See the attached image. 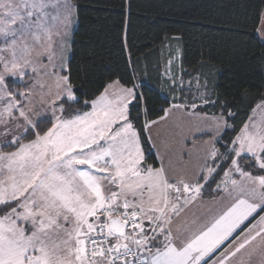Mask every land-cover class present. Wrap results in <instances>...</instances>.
<instances>
[{
    "label": "snow or ice",
    "instance_id": "snow-or-ice-1",
    "mask_svg": "<svg viewBox=\"0 0 264 264\" xmlns=\"http://www.w3.org/2000/svg\"><path fill=\"white\" fill-rule=\"evenodd\" d=\"M49 6L0 0V145L14 148H0V264H234L258 238L264 254V118L245 123L221 151L230 125L214 117L215 135L191 178L163 157L153 166L142 141L158 121L134 123V88L114 81L91 111L66 114V104L79 103L70 73L61 74L72 8L65 0L52 15ZM16 78L31 83L18 90ZM174 137L170 150L190 160L195 138L189 149L182 129ZM221 172L214 191L229 202L203 223L185 220Z\"/></svg>",
    "mask_w": 264,
    "mask_h": 264
},
{
    "label": "trees",
    "instance_id": "trees-1",
    "mask_svg": "<svg viewBox=\"0 0 264 264\" xmlns=\"http://www.w3.org/2000/svg\"><path fill=\"white\" fill-rule=\"evenodd\" d=\"M71 3L76 25L62 74L70 73L79 103L69 102L71 108L65 105L68 116L88 109L85 101L119 81L137 94L131 107L138 128L183 100L195 104L206 116L223 115L230 125L216 145L223 151L221 145L239 133L255 105L264 100V42L257 35L264 0ZM176 80L189 82L187 96L173 98ZM24 84L15 82L12 87L23 90ZM144 137L146 159L158 166L146 132ZM219 176L204 184L202 197L217 195L214 190Z\"/></svg>",
    "mask_w": 264,
    "mask_h": 264
},
{
    "label": "crops",
    "instance_id": "crops-1",
    "mask_svg": "<svg viewBox=\"0 0 264 264\" xmlns=\"http://www.w3.org/2000/svg\"><path fill=\"white\" fill-rule=\"evenodd\" d=\"M185 83L187 82L185 81ZM185 88H187L186 85H185ZM193 90H195V88ZM189 103H192V102H187V100H183L182 102L172 103L167 109L171 108V106L173 105H178V104L184 105L183 108L176 109L178 114L181 116V118L184 121V122H181L183 126L180 127V130L182 129L184 135L188 137V141H186V145L190 147V145H192V141L194 137L195 138L194 142L196 143V145L198 146L201 144L203 146L201 150L202 152L207 148L208 140H210V137H208V134L206 132V128L212 127L214 117L204 115L200 111L196 110L197 107L193 108L191 106L193 104H189ZM206 117H210L209 120ZM196 128H199L200 130L195 131ZM173 137H174V134L168 133V130L164 128L158 131L156 143L158 142L160 144L159 149L161 148V150L163 151L162 153H164V155L162 154V156L165 157V160L167 162L164 164L169 165V160H171L172 169L170 170L180 171V167L174 165L175 163H178V161L180 160H177L176 156L173 154V151L170 150V149L176 148V147L175 148L172 147L174 145L172 141L177 140V138H173ZM205 141L207 142V144L205 143ZM165 145H168L169 148H166ZM202 155L203 153L197 154V157L199 158ZM157 156H158L157 159L159 161L158 163V166H159L161 160L159 158L158 153H157ZM185 157H183L184 160L186 159ZM195 162L198 165L199 160L197 159L195 160ZM196 171L198 172V166L196 167ZM201 183H204V182L201 181ZM221 196H223L222 191H221ZM217 200H220V197H217V195L211 198H204L201 195L200 198L197 200V202L194 205H192L191 208L188 210L187 215L185 216V220L189 222L193 220H197L199 224V223L205 222L208 219H211L213 215H216L222 209L220 207L221 203L218 205H216L215 203H212ZM223 201L225 202V204L229 202L227 198H225ZM195 226L197 225H193V227ZM252 248H256L257 250L249 258L248 251L251 250ZM241 259H243L246 262V264H264V254H262L259 251V238L257 239V241L253 242V244L250 245L248 249L243 250L242 253L238 254L237 257L234 258V264H239V261Z\"/></svg>",
    "mask_w": 264,
    "mask_h": 264
},
{
    "label": "rangeland",
    "instance_id": "rangeland-1",
    "mask_svg": "<svg viewBox=\"0 0 264 264\" xmlns=\"http://www.w3.org/2000/svg\"><path fill=\"white\" fill-rule=\"evenodd\" d=\"M49 3H50V6L49 8L47 9L48 12H50L52 15H55L57 13V11H60L62 12L63 9L62 8H56V7H52V5H62L63 3H65V0H49ZM67 3L71 5V8H72V23L71 25L69 26V29H68V32H69V44L71 45V36H72V31L76 25V13H75V8L73 6V4L71 3V0H67ZM257 35L259 37V39L264 42V8L261 12V15H260V22H259V26L257 28ZM59 48L57 47V57H56V60L55 62H59ZM69 55H70V46L67 50V52L64 53V56H65V60H66V65H67V62H68V58H69ZM47 62V61H45ZM66 65H65V69H66ZM176 65V64H175ZM64 69V70H65ZM49 71H51V69H49ZM56 71H60L59 68L56 69ZM161 72H162V68L159 70V74L161 75ZM62 74V73H61ZM160 79L163 81L164 79L159 76ZM149 80L145 79V82H148ZM16 82H20V83H23L24 84V80L21 81L19 80L18 78H16ZM114 82V81H113ZM113 82L109 83V84H112ZM26 83H31V81L27 78H25V84ZM46 83H52L50 80H47L46 79ZM24 84V85H25ZM108 84V85H109ZM175 85V90H174V94L175 96L173 98H179L180 96H187V88H185V85L186 87H188L187 85H189V82L188 83H185V82H181L179 80H176V82L174 83ZM120 86H122L120 84ZM124 87V86H122ZM46 90V89H45ZM114 89H109V92H112ZM104 91V90H103ZM102 91V92H103ZM164 94V93H163ZM201 94V93H200ZM97 97V96H96ZM95 97V98H96ZM94 98V99H95ZM172 98V97H170ZM93 100V99H92ZM264 100L259 102L258 104L255 105L254 109L255 111H251L250 113V116L249 118L247 119V121L245 123H251V122H260L262 118H264ZM177 108H173V106H171V108L167 109V110H170L167 114V116L165 117V112L163 114V116L161 117H165L166 119L164 120H160V118L158 119H155L156 121H158V123L156 125H153L151 127V137L152 139L151 140H148L154 154H155V157H156V160H157V163H159L158 159H157V153L159 154V158L161 160V157L164 158V163H167L166 160H165V157L162 156V154L164 155V153H162L163 151L161 150V148L159 149V143L157 142L156 143V140H157V133L158 131L166 128L168 130V133H172L174 134L175 132L179 131L180 130V127L183 126L181 124V122H184L183 119L181 118V116L178 114ZM86 111H91V106H90V102H89V107L88 109L86 110H82L81 112H86ZM176 112V113H175ZM74 114V113H73ZM72 114V115H73ZM71 116V115H69ZM216 117H220V116H216ZM208 120L210 117H206ZM251 118V120H250ZM244 123V124H245ZM243 127V126H242ZM206 132L208 134V137H210V140H208V143L211 142L213 136L215 135V130L213 127H209V128H206ZM222 133V132H221ZM220 133V134H221ZM148 132H146V135L148 136ZM175 138V137H173ZM174 143V145L172 147H177V144H176V141L173 140L172 141ZM191 143V142H190ZM205 143L207 144V142L205 141ZM3 145H0V147H2ZM193 145H190V147H188L189 149L192 148ZM203 146L200 144L198 145L197 149L194 150L193 152V156L191 157V159L189 160V158L186 156L185 160H180L178 161V163H175L174 165L176 166H179L180 167V171L182 170L183 174H186L189 178H191L194 173H196V167L198 166L195 162V160L198 159L197 157V154H202L204 153V151L201 152ZM168 166V165H166ZM223 178V173L220 174L219 178H218V181H217V184L220 183V180ZM237 179H239V177L237 176L236 177ZM216 184V185H217ZM215 185V186H216ZM214 186V187H215ZM222 191V190H221ZM212 203H215L216 205L220 204L221 203V199L220 200H217V201H214ZM225 205V202L223 201V203H221L220 207L223 208Z\"/></svg>",
    "mask_w": 264,
    "mask_h": 264
}]
</instances>
